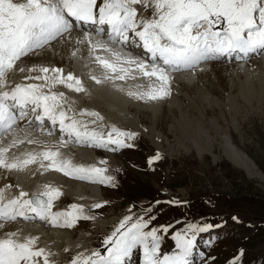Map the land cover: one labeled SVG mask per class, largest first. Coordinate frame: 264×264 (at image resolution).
I'll list each match as a JSON object with an SVG mask.
<instances>
[{
	"label": "snow or ice",
	"instance_id": "1",
	"mask_svg": "<svg viewBox=\"0 0 264 264\" xmlns=\"http://www.w3.org/2000/svg\"><path fill=\"white\" fill-rule=\"evenodd\" d=\"M56 45L70 49L67 72L57 66H20L26 57L49 51L56 55ZM255 55H264V0H0V169L24 172L37 165L41 174L51 170L115 187L107 167L73 165L60 152L71 144L112 152L134 146L130 141L137 133L108 127L98 111L76 106L77 97L92 95L86 81L136 101H162L171 95L173 73L204 71L206 62L224 58L247 63ZM73 64L87 72L74 74ZM237 67L245 70L243 63ZM15 72H27L23 79L29 82L10 87L8 76ZM57 86L67 92L54 90ZM105 127L107 131L102 130ZM56 129L60 135L55 145L39 140L55 135ZM23 145L37 147L17 155L13 150ZM161 159L157 152L146 163L151 169ZM12 187L0 188V228L18 218L62 229L95 219L84 205L53 212L54 201L63 193L51 185L30 198L23 190L7 198ZM105 203L91 208L102 209ZM165 203L181 206L187 201ZM152 211L150 206L139 215H126L101 241L103 251L80 252L70 264H130L137 251L138 264H192L197 235L221 227L183 224L171 236L175 250L162 254L159 233H169L172 226L150 228L156 219ZM232 219L239 222L236 216ZM16 237L12 232L0 238V264H56L51 259L55 253L37 246L38 237ZM243 254L240 249L228 264H241Z\"/></svg>",
	"mask_w": 264,
	"mask_h": 264
},
{
	"label": "rangeland",
	"instance_id": "2",
	"mask_svg": "<svg viewBox=\"0 0 264 264\" xmlns=\"http://www.w3.org/2000/svg\"><path fill=\"white\" fill-rule=\"evenodd\" d=\"M61 48L64 50L57 53L61 58L57 64L68 67L71 62L65 53L69 54L70 49L60 46L58 50ZM256 60L252 67L250 63L243 64L244 71L237 67L239 63L215 61L199 74L198 71L193 73L194 76L198 74L193 83L188 80L172 81L170 96L162 101L147 103L131 99L110 87L86 81L92 95L89 98L77 97L76 106L98 111L104 117L105 125L114 124L121 130L138 134L130 141L134 146L122 148L118 156L123 168L126 167L124 174L114 169L116 174H113L121 180V185L116 180L115 187L104 186L98 198L89 192L91 188H98L78 183L82 188L88 187L85 195L92 203L104 201L107 202L104 205L112 204L98 210L88 207L96 220H108L109 224L111 218L120 221L129 214L139 215L151 206V214L156 219L150 228L172 226L169 233H159L166 239L161 248L166 246L167 241L171 247L170 234L180 230L183 224H219L221 227L211 229L204 237L206 245L201 243L199 246L205 251L201 259L203 264H228L240 249H244L241 264H264V180L249 177L241 168L234 166L226 159L221 146V139L227 135L264 177V68L260 59ZM86 72L87 69L82 68L79 75ZM138 125L145 131L138 129ZM23 147L21 152L37 146ZM196 148L202 152L201 155ZM14 152L18 155L17 150ZM60 152L62 158L69 159L73 165H85L82 158L69 150ZM157 152L164 155L150 169L146 158ZM41 171L37 165L30 166L28 170L19 172L21 179L12 178L14 184L11 185L36 186L34 189L41 192L42 186L58 184L56 180L64 178L59 172L50 170L41 174ZM51 174L55 176L52 178ZM68 199L60 205L71 206L73 203ZM171 200L187 201V204L175 208L165 203ZM130 208L131 213L128 211ZM233 216L239 218L238 223L233 221ZM108 224L103 227L105 230L110 227ZM101 227L97 224L93 226L89 220L70 231L62 238V243L72 241L74 244L65 252L64 258L56 253L57 263L60 264L63 259L70 264L65 259L73 254L68 258L70 261L78 254L76 251L81 250L85 254L97 249L103 251L101 241L97 242L98 234L102 233L99 231ZM114 228L111 225L108 231ZM199 235L202 239L201 233ZM135 256L139 258V252L137 255L134 253Z\"/></svg>",
	"mask_w": 264,
	"mask_h": 264
},
{
	"label": "bare ground",
	"instance_id": "3",
	"mask_svg": "<svg viewBox=\"0 0 264 264\" xmlns=\"http://www.w3.org/2000/svg\"><path fill=\"white\" fill-rule=\"evenodd\" d=\"M145 15H147V13H145ZM59 47H60L59 45H56V48H55L56 53H58V54L63 53L64 49L61 48V50H58ZM58 54L53 55L52 52L49 51V52H47L41 56L30 57L26 61L24 60L20 66L25 67V69L32 67L33 65L60 67L59 66L60 64L59 65L57 64L61 61L60 60L61 58L59 56H57ZM65 54L68 55L67 59L69 60V54L70 53L69 54L65 53ZM85 55H86V53H85ZM32 61H34V62H32ZM260 61L262 62L263 68H264V57L262 59H260ZM254 62L255 61L250 62L251 67L253 66ZM62 68H64L66 72L69 70L68 69L69 66L68 67L62 66ZM70 70L73 71L74 74L79 75L82 71V67L79 64H73V66L71 67ZM250 70H253V68H251ZM256 71H258V70H256ZM262 72H263V70H262ZM27 74L19 73V72L10 73L8 76L9 86L10 87L14 86L17 83H28L29 81H25L23 79V77ZM172 79L175 83L182 82V80L183 81L188 80L191 83H193L195 76L193 73L187 72L186 74H179L177 76H173ZM199 85H201V84H199ZM180 86H182V85H180ZM54 90H56V91H63L64 90L66 92V89H64L62 86H57V88ZM174 91H175V89H174ZM178 91H179V88H178ZM235 126L237 127V125H235ZM55 131L59 132L58 129H56ZM34 135L38 136V133H34ZM54 137H55V135H53V136H39L38 138L41 142H46L48 144H56L58 142V140L54 139ZM195 139H197V138H195ZM221 140H222L221 146L224 149V155L229 162H231L234 166L241 168L249 177L255 176V177H260L261 179L264 180V177L262 176V174L260 172L257 171L255 165L251 162L250 158L245 153H243L241 150H239L231 142L230 138L227 135H225ZM156 141L158 142V139ZM77 146H79L78 147L79 149H76L75 146L68 145L67 147L61 148L60 151L63 150V153H65V151L67 149L71 152V154L78 155L80 158H82V160H84V162H85L84 166L85 167L95 165L97 162H100L102 159H106L107 161L114 163L118 167H119V165L122 164V162L118 161V159H115L112 154L105 153V155L104 154L102 155L100 152L94 151V153H93V155L95 156L94 157L92 155V153L89 151L88 146H81V145H77ZM23 148L24 147L21 146V148L19 150H17L18 155H19V153H21V149H23ZM208 150H205V151L203 150V151L206 152ZM13 151H15V150H13ZM196 152L198 153V155L202 154V152L200 153L199 148H196ZM208 152H210V151H208ZM159 154L161 156L164 155L163 152L159 153ZM69 157L72 158L73 156H69ZM100 158H102V159H100ZM95 166H98V165H95ZM19 175H20L19 172L18 173L15 172V174H14V172L9 173L6 170L0 169V188H3L5 184H14L12 178H14V180H15V178H18ZM51 175H53L52 178L55 176L54 174H51ZM60 175L64 178L59 177L58 178L59 181L56 180L57 179L56 178L55 180L58 182V184L53 179L54 183H56V184L51 185L54 188L60 189V191L63 193L59 197V199L54 201L53 207H52L53 212L70 210V206L64 207V206L60 205V202L64 203L66 200H69L68 198H70V200L73 204L84 205L86 210H88V207L91 208V205L94 203H92L90 201V199L88 197H86V195H85L86 194L85 189H88V187L82 188V186H79L81 184H84L85 186L92 185V186L98 188V189H92V188L89 189V192L91 194H95L98 198H99V196L102 195V190L104 189L103 185L89 183L87 181H80V180L72 179L70 177L64 176L62 173H60ZM22 176H23V173H21V177ZM66 178H68V179H66ZM16 181H17V179H16ZM17 182H20V181H17ZM62 182H64V184ZM66 183H67V185H66L67 188H66V186H64ZM78 183H81V184H78ZM74 186H77V187L72 189ZM35 187L31 188V185H28V187H26L25 184L16 183V185H13L11 190L6 191V197L11 196V195L17 196L19 194V192L21 190H23L29 194V196L26 198H30L33 194H39L40 193L34 189ZM41 189H42L41 192L44 191V186H42ZM115 193L117 194L118 192H115ZM98 203H103V202L100 201ZM90 221H91V224L93 226H95V224H97V226H102L99 229V231L102 233L105 232V229L103 227L106 224H108V220L107 221L103 220V219L96 220V217H95V219L90 220ZM83 222L84 221H79L77 223L76 227L80 226L81 223H83ZM117 223H118V221L115 218H111L109 220L108 226H111V225L114 226ZM9 224L14 225V226H10L9 229H5V230H3V232L0 231V238H3L6 233H12V232L17 233L16 238L19 240H23L24 238L30 237V236L31 237H38L39 240H38L37 246L38 247H44L46 250H49V251L55 253V255L53 257H51V259H53L56 262V264L58 261L56 259V253L58 252V254L62 255L64 258V255H65L64 249L65 248L70 249V247H72V245L74 244L72 241L62 243V240H63L62 238L64 236H66L67 234H69V232L74 230L76 227L72 228V229L54 228V227L50 226L49 224H47L46 222L39 221L38 219L32 220V221H24L22 218H18L17 221L10 222ZM61 244H63L62 247H60ZM80 252H83V251H81V250L76 251V253H80ZM70 257H71V255H69L67 257V260ZM63 262H64V264H69V263L65 262L64 260H63ZM41 264H42V262H41Z\"/></svg>",
	"mask_w": 264,
	"mask_h": 264
}]
</instances>
